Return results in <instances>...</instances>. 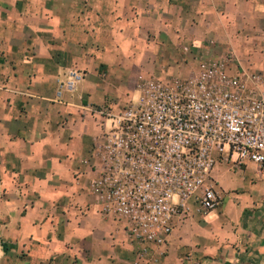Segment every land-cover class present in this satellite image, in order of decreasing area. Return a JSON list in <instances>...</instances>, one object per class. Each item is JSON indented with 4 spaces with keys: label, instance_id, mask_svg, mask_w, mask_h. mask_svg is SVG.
Wrapping results in <instances>:
<instances>
[{
    "label": "crops",
    "instance_id": "crops-1",
    "mask_svg": "<svg viewBox=\"0 0 264 264\" xmlns=\"http://www.w3.org/2000/svg\"><path fill=\"white\" fill-rule=\"evenodd\" d=\"M228 55L264 71V0H0V264H264L254 163H218L220 208L148 253L92 184L111 128L93 108Z\"/></svg>",
    "mask_w": 264,
    "mask_h": 264
},
{
    "label": "built area",
    "instance_id": "built-area-1",
    "mask_svg": "<svg viewBox=\"0 0 264 264\" xmlns=\"http://www.w3.org/2000/svg\"><path fill=\"white\" fill-rule=\"evenodd\" d=\"M93 111L111 121L93 187L143 253L164 246L192 212L220 208L218 163L264 171V71L234 56L202 59L187 76L149 77L121 111Z\"/></svg>",
    "mask_w": 264,
    "mask_h": 264
},
{
    "label": "rangeland",
    "instance_id": "rangeland-1",
    "mask_svg": "<svg viewBox=\"0 0 264 264\" xmlns=\"http://www.w3.org/2000/svg\"><path fill=\"white\" fill-rule=\"evenodd\" d=\"M136 95H138V93L136 92Z\"/></svg>",
    "mask_w": 264,
    "mask_h": 264
}]
</instances>
